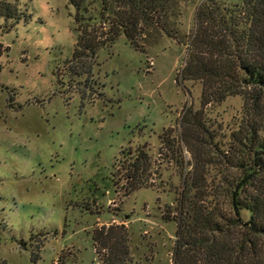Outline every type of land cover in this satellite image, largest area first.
<instances>
[{"label": "rangeland", "instance_id": "1", "mask_svg": "<svg viewBox=\"0 0 264 264\" xmlns=\"http://www.w3.org/2000/svg\"><path fill=\"white\" fill-rule=\"evenodd\" d=\"M9 1L23 14L0 19V264H102L94 236L103 225L125 226L131 264H217L201 244L189 247L202 231L186 230L191 243L179 249V204L194 161L181 120L201 109L203 93L182 70L205 0L175 1L178 40L153 27L139 50L122 35L76 61L86 21L76 20L70 0ZM84 2L81 17L100 16L104 0ZM243 107L235 96L205 109L214 146L229 148ZM167 130L175 146L163 144ZM194 134L188 146L212 140ZM144 146L151 177L126 192L125 181L116 182Z\"/></svg>", "mask_w": 264, "mask_h": 264}, {"label": "trees", "instance_id": "2", "mask_svg": "<svg viewBox=\"0 0 264 264\" xmlns=\"http://www.w3.org/2000/svg\"><path fill=\"white\" fill-rule=\"evenodd\" d=\"M84 1L70 0L78 11L76 20L86 21L74 61L112 47L122 35L139 50V40L153 27L179 39L180 20L176 19L182 13L176 0H104L100 16L89 18L80 15L87 13ZM22 14L17 2L0 0V19L17 22ZM98 22L101 27L96 26ZM186 46L182 79L201 82L203 93L201 109H187L181 120L182 142L194 161L179 204V249L191 243L184 241L186 230L190 234L202 231L201 242L195 240L189 247L201 244L217 264H264V0H242L234 5L205 0L196 11V30ZM235 96L244 100L243 115L225 150L214 146L213 133L201 117L208 106ZM169 131L162 135L163 144L175 146ZM196 131H204L212 140L205 137L206 146H188ZM146 148L131 157L116 182L125 181L126 192L142 188L151 177ZM213 171L216 177L211 183ZM127 233L125 226L115 225H103L96 231L95 251L102 264L133 262ZM39 258V254L33 256L35 262Z\"/></svg>", "mask_w": 264, "mask_h": 264}]
</instances>
